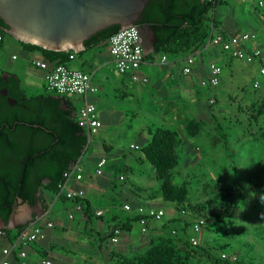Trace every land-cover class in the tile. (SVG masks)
Wrapping results in <instances>:
<instances>
[{"label": "rangeland", "instance_id": "1", "mask_svg": "<svg viewBox=\"0 0 264 264\" xmlns=\"http://www.w3.org/2000/svg\"><path fill=\"white\" fill-rule=\"evenodd\" d=\"M256 1L258 3L255 5L259 7L257 12L252 9L251 13L245 14L241 28L245 31H257L264 38V6H259V2L264 4V0ZM227 7L218 5L217 20L221 18L223 11H227ZM239 7L244 8V5L239 4ZM4 40L6 47L0 51V69L18 74L29 96L44 94L45 86H32L27 81L42 78L41 73L38 77L22 73L26 68L29 73L36 70L25 61L27 53L11 37L5 36ZM104 51V48H96L77 56V59L80 63L86 62L96 67L101 64V59L109 57ZM13 55H17L18 60H13ZM205 56L197 62L204 60L207 63ZM160 57L161 55L157 56L158 59ZM176 63H179V59L169 57L168 66L149 65L153 79L143 88L137 87L139 91L136 93L140 95L138 99H117L122 92L120 87L111 84V81L103 83L99 108L104 127L98 135L93 136L91 144L102 141L111 144V152L108 154L111 168L97 178L100 191L108 190L119 207L129 204L135 208L143 206L148 209H162L167 212L165 217L157 223L148 220L143 226L141 218L139 221L135 218V213L120 208L112 207L103 211L104 215L98 220L93 216L96 220L90 225V229L98 233L93 239L98 243V248L95 247L94 255L86 259L77 254L71 255L74 258L72 264H123L125 259L136 262L155 246L171 247L175 250L176 257L185 264H224L211 260L208 251L213 250L219 257L220 252L217 249L225 244L231 246L232 250L228 251L240 254L239 259H243L241 264H264V218L261 216L264 205L258 198V194L264 192V76L260 73L264 58L248 63L230 58L224 53L218 61L223 74L217 88H205L201 83L198 84V78L206 77L200 70L195 76L197 80L181 75ZM111 78L112 82H117L120 75L112 72ZM256 81L260 82L258 89L254 88ZM212 99L215 102H211ZM73 102L78 105V102ZM257 109L261 111L259 123L255 124L250 121L249 114ZM191 120L206 122L197 136H192L187 130ZM219 124L225 128L223 132L229 141L227 151L218 135ZM162 125L177 129L182 137L178 148L179 163L170 175L172 182H188L191 198L195 203L227 190L239 193L244 200L242 207L231 211L227 219L217 223L212 218L207 219L206 228L199 236L197 249L189 244L190 228L185 227L183 217L173 204L163 200L160 190L162 181L156 177L154 168L147 163L139 164L138 159L142 157V153L130 147L133 143L142 147L149 138L150 127ZM127 165L134 170L132 174L124 171L123 168ZM122 175L126 179L124 182L119 179ZM203 184L208 185L207 192L203 189ZM54 204L56 208H69L71 201L57 198ZM128 220L132 221L131 230L121 229L118 243L111 242L112 235L105 237L108 235L106 233L109 225L113 227ZM186 220L191 224L195 222L190 217ZM2 241L0 238V244Z\"/></svg>", "mask_w": 264, "mask_h": 264}, {"label": "trees", "instance_id": "2", "mask_svg": "<svg viewBox=\"0 0 264 264\" xmlns=\"http://www.w3.org/2000/svg\"><path fill=\"white\" fill-rule=\"evenodd\" d=\"M222 1L219 0H151L147 3L141 20L138 25L148 24L154 32L155 52L148 54L146 60L153 59L154 56L162 55L166 58L173 57L181 59L189 55L203 58L206 53V45L211 36L212 26L218 27L219 21L216 19L217 7ZM120 26H113L105 29L85 42L86 50L79 54L73 51L56 52L45 50L39 46L25 44L16 40L9 33V27L0 19V51L6 47L5 36L11 37L26 52L40 53L51 66L59 63L69 67L73 62L71 54L75 57L86 54L96 48H107L110 37L119 31ZM16 93L15 96L21 101L29 103V111L20 112L9 116L7 126L18 128L25 132L24 142L17 144V141L8 135L0 136V151L15 155L14 162L4 164L0 168V220L8 226L12 215L19 205V200L34 206L39 201L38 194L41 191H48L58 195V184L65 172L71 170L84 156L89 147L88 136L77 122L75 113L78 105L55 93L46 91L37 95H28L19 76H15ZM122 91L117 99L125 100L132 97L131 94L125 96ZM260 111L254 110L249 114L252 123H259ZM246 113V111H241ZM251 115V116H250ZM218 122L216 118H213ZM206 122L204 120H191L187 125V130L192 136H197L203 130ZM218 135L222 140V145L227 151L229 141L225 136L222 124L217 125ZM31 135V141L26 140ZM182 137L180 132L173 127L153 126L149 129V138L138 146V150L143 155L141 165L147 163L154 168L156 177L162 181L161 194L166 203L173 204L178 213L186 222L185 227H191L194 223L187 222L186 218L195 219L212 218L216 223L227 219L230 212L243 205V198L234 191H223L213 194L212 198H204L200 203H195L191 198L190 184L188 182L177 184L170 180L171 173L177 168L179 161V146ZM106 149V147H105ZM131 168L125 170L131 172ZM208 185L203 184V189L207 192ZM66 201L74 204H82L85 217L87 219L102 218L90 212L89 203L82 199H68L64 195H59ZM92 215V217H91ZM94 216V217H93ZM103 216V215H102ZM143 216L135 213V218ZM117 219V218H116ZM178 221V220H175ZM174 221V222H175ZM131 222L114 225L108 232V236L113 235L114 229L131 230ZM204 225V229L206 228ZM21 227L15 229H4L0 237L5 239L9 245L16 242L18 232ZM264 239V238H263ZM190 244V243H189ZM190 246L196 249L198 246ZM230 245H221L216 252L208 251L211 260L223 262L224 264H241L243 259L240 254L230 252ZM3 244H0L2 254ZM215 249V248H214ZM195 251V249H193ZM215 249V251H217ZM222 253H235L239 258L237 261L226 260L221 257ZM123 264H185L176 257V252L169 246H155L138 261L123 260Z\"/></svg>", "mask_w": 264, "mask_h": 264}, {"label": "built area", "instance_id": "3", "mask_svg": "<svg viewBox=\"0 0 264 264\" xmlns=\"http://www.w3.org/2000/svg\"><path fill=\"white\" fill-rule=\"evenodd\" d=\"M260 6H263L261 2ZM256 39L257 35L253 33L231 35L219 27L212 26L211 36L206 45V51L220 49L230 58L254 63L258 60H262L264 57L262 49H252L248 47V44ZM107 49L113 58L115 70L120 76H128L134 84H149V77L141 73L142 66L147 62L146 56L148 54L143 47V41L137 25L127 29H121L113 34L108 40ZM197 58L198 56L189 55L183 59L184 75L190 76L192 74L193 68L197 63ZM12 59L17 60L18 56L13 55ZM27 59L34 69L45 74L44 82L48 92L78 102V109L75 116L79 126L85 130L90 145L93 136L98 135L102 129L98 108L91 101V97L97 95L100 91L99 87L93 81L92 75L83 70L72 69L59 63L51 66L40 53L29 52L27 53ZM70 59L74 60L75 54H71ZM166 61L167 58L163 56L161 63L164 64ZM260 73L264 76V65L261 66ZM222 74V67L216 62H210L208 66V77L201 81V85L205 88H217L221 83ZM254 88H260L259 81L254 83ZM211 102H215V99H212ZM132 147L138 149V146L132 145ZM106 163L107 161L105 159L99 161L96 169L97 175L103 174ZM83 175L84 167L78 164L73 166L71 170L65 172L58 184L57 196L65 193L64 196L68 199H82L84 197L83 193L69 188L67 184L72 178H74L75 181H81ZM120 179L124 181L125 177L121 176ZM74 209L76 211H83L82 204L76 203ZM123 210L143 216L140 219L143 226L146 225L148 220H152L155 223L162 221L167 213L162 209H148L143 206L133 209L129 204H125ZM102 215V211L97 212V216ZM205 224L206 220L199 219L191 225L190 234L188 236V241L191 245H199V236H201ZM53 227V222L42 224L35 220L21 226L16 242L2 250L4 258L0 260V264H11V258L14 256L18 259L20 264H28V255L24 248L44 238L46 230ZM0 234L3 235L4 233L0 231ZM120 235L121 230L118 228L114 229L111 242L113 244L118 243ZM221 257L231 261H237L239 258L238 254L235 253H222ZM43 264L54 263L50 259H44Z\"/></svg>", "mask_w": 264, "mask_h": 264}, {"label": "crops", "instance_id": "4", "mask_svg": "<svg viewBox=\"0 0 264 264\" xmlns=\"http://www.w3.org/2000/svg\"><path fill=\"white\" fill-rule=\"evenodd\" d=\"M253 1L254 0H246V2L244 3L242 2V0H236V2L234 3H231L228 0L222 1L223 6H228L227 7L228 9L227 11L226 10L223 11L221 18L218 20L220 23L218 27L231 35H241L243 33L256 34L257 39L255 41L250 42L248 44V47L252 49L260 48L263 50L264 53L263 36L257 33V31H254L252 29H250V31H245L241 28L242 25H244L243 19H245V14L251 13L252 9H254V11L257 12L259 8L257 5H255V3H258V1L256 0L254 2ZM260 2H259V6H260ZM239 4L244 5V8H240ZM262 15L264 16V14ZM261 29L262 28H260V30ZM104 50L105 53L109 54V57L107 59H101L100 61L101 64H99L96 67L94 64L88 65L86 64V62L80 63L77 57H75L73 62L69 64L70 68H75L90 73L93 77V81L99 87L100 90L99 93L97 95L92 96L93 98L91 97L92 98L91 101L98 108L99 116L102 122V129L104 127V121L102 119V115H101L102 112L99 108L100 106L99 104L102 102L100 98V93L103 83L107 84L109 83V81H111V84L115 85L116 87H120V89L124 91L123 94H125V96L131 94L132 97L130 98H134V99H138L140 97V95L136 93L137 91H139L137 87L143 88V86H145V85L132 83L128 76H120V79L117 80V82L116 81L112 82V78L110 79V74L112 72H116L115 65L113 62V58L110 55L108 49L106 48ZM205 55H206L205 57L207 58L206 59L207 63L204 60H201V62H197L190 76H186L183 74V67H184L183 59L185 57L179 59V63L178 64L176 63V66H178L181 75H184L187 78L192 77L194 78V80H197L195 76H197V71L200 70L202 74L204 73L206 75L205 78H198L199 80L198 84H200L203 79H206L208 77L209 63L210 62L218 63V61L222 59L224 53L220 49H211L206 51ZM157 56H154L153 59L148 60L141 68V73L149 77L150 83L153 77L150 75L149 65L162 64L161 60L163 56L161 55L159 59L157 58ZM198 59L199 57L197 58V61ZM25 61L31 66L28 59ZM168 62H169V58H167V61L163 65L168 66ZM31 68L33 67L31 66ZM36 70L32 73H29L28 72L29 70L26 68V70L22 73H28L36 77H38V74L41 73V77H42L40 78L41 80L29 79L27 81L32 86L40 85L41 87H44L45 74L41 71L39 72V70L36 72ZM114 110L115 108L113 107V111ZM92 143L93 141L90 143L88 150L86 151L84 156L77 163L78 165H82L84 167L83 179L81 181H75L74 178H72L71 180H69L67 186L69 188L74 189L75 191L82 192L84 196L82 200H86L89 203L90 212L95 213L96 215L97 212L99 211L103 212L106 210L108 211L112 207L117 209L120 208V210H122L123 209L122 206H124L125 204L124 205L122 204L119 207V205L116 204L115 199L111 198V193L108 190H105L103 192L100 191V184L97 180L99 176H103L106 170L111 168V161L108 158V154L111 152V144H107L105 141H102L101 143L94 142L95 144L91 145ZM132 145L135 144L134 143L131 144L130 146L131 148H133ZM123 157L125 158V155ZM102 159H105L107 163L104 168L103 174L97 175L96 174L97 164ZM139 160L142 162L143 155L141 158H139ZM127 168H131V167L128 165L124 166L123 168L124 171ZM133 171L134 170L132 169V171L129 173L132 174ZM114 189L115 190L117 189V185L114 186ZM38 196L40 198L39 201L34 206L32 205L30 206L32 208V214L34 217L33 220L38 221L39 223L42 224H46L47 222H53L54 227L46 230L44 238H41L38 242L32 243L24 248V250L27 252L28 255V264H43L44 259H50L54 264H72L74 258H72L71 255L77 254L83 259L93 256L95 253L94 248L95 247L98 248V243L96 242V240L93 239H95L94 238L95 235L98 236L97 235L98 233H95L93 230H91L90 225L94 224L96 219H87L85 217L84 211H76L74 209L75 204L73 202H71L69 208L68 207L56 208L57 206L54 204V202L58 198V196L51 194L46 190L41 191L38 194ZM132 208L136 209L138 207L136 208L132 207ZM15 212L16 214L12 217V219H10L8 226H5V224L0 220V231L4 229H15L14 225H16L17 223L23 220L25 212L24 213L20 212L19 207L16 208ZM111 228H112L111 225H109L108 232L111 230ZM61 237H65V238L62 239ZM2 244H3L2 249L9 247V243H7L5 239H3ZM89 250H92L94 252H90ZM3 258L4 257L0 251V260ZM11 264H20V263L18 259L14 256L11 258Z\"/></svg>", "mask_w": 264, "mask_h": 264}, {"label": "water", "instance_id": "5", "mask_svg": "<svg viewBox=\"0 0 264 264\" xmlns=\"http://www.w3.org/2000/svg\"><path fill=\"white\" fill-rule=\"evenodd\" d=\"M151 0H0V19L8 33L25 44L45 50L76 54L86 50L85 42L113 26H138L147 54L155 52L150 25H138ZM120 29V30H121ZM19 205L23 207L22 200ZM21 227L33 221L32 208L25 206ZM16 214L12 215V217ZM11 217V219H12Z\"/></svg>", "mask_w": 264, "mask_h": 264}, {"label": "flooded vegetation", "instance_id": "6", "mask_svg": "<svg viewBox=\"0 0 264 264\" xmlns=\"http://www.w3.org/2000/svg\"><path fill=\"white\" fill-rule=\"evenodd\" d=\"M15 76L17 77L18 74L15 72H11L7 69H0V136L11 134L10 136L17 141V144L20 142H24V134L25 132L15 128H9L7 126V119L9 116L15 115L20 112H27L29 111V103L27 101H21L16 96V83H15ZM26 138L29 142L31 141V135ZM1 148V145H0ZM15 155L7 154L5 152L0 151V168L3 167L4 164H9L10 162H14ZM22 206L18 205L20 208V212H25V206L28 203L22 202ZM29 206H31L29 204Z\"/></svg>", "mask_w": 264, "mask_h": 264}, {"label": "clouds", "instance_id": "7", "mask_svg": "<svg viewBox=\"0 0 264 264\" xmlns=\"http://www.w3.org/2000/svg\"><path fill=\"white\" fill-rule=\"evenodd\" d=\"M259 201L262 205H264V192H260L258 194ZM262 218H264V213H261Z\"/></svg>", "mask_w": 264, "mask_h": 264}]
</instances>
